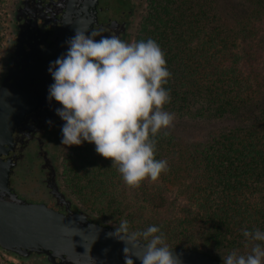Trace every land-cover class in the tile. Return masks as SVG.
Returning <instances> with one entry per match:
<instances>
[{"label": "trees", "instance_id": "16d2710c", "mask_svg": "<svg viewBox=\"0 0 264 264\" xmlns=\"http://www.w3.org/2000/svg\"><path fill=\"white\" fill-rule=\"evenodd\" d=\"M232 4L225 15V0H150L140 21L135 42L156 41L171 74L164 110L204 127L153 138L167 171L129 186L88 142L70 146L63 165L93 213L127 220L130 234L155 225L169 248L219 258L250 251L244 229L264 231V0Z\"/></svg>", "mask_w": 264, "mask_h": 264}, {"label": "clouds", "instance_id": "9594fccd", "mask_svg": "<svg viewBox=\"0 0 264 264\" xmlns=\"http://www.w3.org/2000/svg\"><path fill=\"white\" fill-rule=\"evenodd\" d=\"M96 35L76 28L65 42L66 52L48 68L53 79L48 99L59 102L56 114L64 121L61 143L94 144L99 155L118 166L129 186L156 181L168 165L155 158L153 138L161 132L168 135L174 120V114L164 110L171 99L163 86L171 75L164 53L150 38L127 43L118 36ZM115 235L122 240L142 238L140 264H180L155 225L130 234L127 220H122ZM242 235L250 251L233 250L222 256V264H264V231L244 229Z\"/></svg>", "mask_w": 264, "mask_h": 264}, {"label": "flooded vegetation", "instance_id": "af4514ba", "mask_svg": "<svg viewBox=\"0 0 264 264\" xmlns=\"http://www.w3.org/2000/svg\"><path fill=\"white\" fill-rule=\"evenodd\" d=\"M146 9L147 0H13L9 13L10 47L3 75L8 71L38 68L44 71L43 75L51 77L48 68L59 57L55 46L66 27L74 32L77 27L85 29L89 25L88 33L95 32V39L118 36L133 43ZM46 95L37 100L35 109L14 130L12 147L3 155L10 166L9 188L12 194L28 203L45 205L62 213L69 207L78 213L82 210L75 208L63 185L62 168L67 149L61 143L64 121L56 114L61 105L50 101L48 92Z\"/></svg>", "mask_w": 264, "mask_h": 264}, {"label": "water", "instance_id": "95a60500", "mask_svg": "<svg viewBox=\"0 0 264 264\" xmlns=\"http://www.w3.org/2000/svg\"><path fill=\"white\" fill-rule=\"evenodd\" d=\"M94 21V14L92 19ZM81 31L89 32V25ZM75 31L66 27L55 46L59 57ZM40 69L8 71L0 80V250L24 262L45 264H140L142 240L120 239L115 227L92 221L87 212L66 213L19 199L9 188L10 166L3 155L25 115L46 98L52 77ZM40 78V81H39ZM71 201H68V205ZM180 264H221V258L201 250L170 248ZM40 263V264H42Z\"/></svg>", "mask_w": 264, "mask_h": 264}, {"label": "rangeland", "instance_id": "374dc122", "mask_svg": "<svg viewBox=\"0 0 264 264\" xmlns=\"http://www.w3.org/2000/svg\"><path fill=\"white\" fill-rule=\"evenodd\" d=\"M149 1L150 0H147V6L149 4ZM212 1H214L215 4L216 3L219 4V2H221V0H212ZM225 1H226V6L223 7V11H224V14L226 15V14L230 13L231 6L233 4H232V0H225ZM12 3H13V0H1L0 1V28H1V31H0V80L4 74V65H5L6 56H7L9 47H10V18H9V13L11 10ZM219 6H218L219 7L218 12H223L222 10H220V9H222L221 5H219ZM175 123H178V126ZM172 126L178 127L177 130H181V131H184V130L186 131L185 128H187V126L190 128V130H195V129L203 130V128H204L203 126L196 127L194 124L189 123V122H185L182 120H180V121L173 120ZM69 147L66 146L67 151L65 152V154L68 153ZM64 161H65V158H64ZM64 161H63V165H64ZM62 177H63V168H62ZM63 185H64L65 190H66L67 194L69 195V197L71 198L76 209H80L84 212H87L88 214H90V216L92 218L98 220V222H100L101 224L113 226L115 228H116V226H119L118 222L113 221V220H109L105 217H100L98 214L93 213L87 207L88 205H87V203H85L86 201L82 198L77 197L76 194H74L67 187L66 183L64 182V179H63ZM215 257H218V256H215ZM221 260H222V258H221ZM40 263H42V259L32 260L30 262H24V261L14 257V256H11L10 254H7V253L0 250V264H40ZM42 264H45V263H42Z\"/></svg>", "mask_w": 264, "mask_h": 264}]
</instances>
